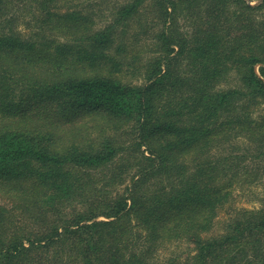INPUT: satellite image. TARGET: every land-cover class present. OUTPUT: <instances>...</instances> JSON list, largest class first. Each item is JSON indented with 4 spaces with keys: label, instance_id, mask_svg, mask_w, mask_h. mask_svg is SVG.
<instances>
[{
    "label": "trees",
    "instance_id": "1",
    "mask_svg": "<svg viewBox=\"0 0 264 264\" xmlns=\"http://www.w3.org/2000/svg\"><path fill=\"white\" fill-rule=\"evenodd\" d=\"M0 264H264V0H0Z\"/></svg>",
    "mask_w": 264,
    "mask_h": 264
},
{
    "label": "rangeland",
    "instance_id": "2",
    "mask_svg": "<svg viewBox=\"0 0 264 264\" xmlns=\"http://www.w3.org/2000/svg\"><path fill=\"white\" fill-rule=\"evenodd\" d=\"M93 7L97 10L99 14V18L103 20L105 18V15H107L108 12H110L111 4L108 3L107 1H101V2L98 1L96 5H94ZM100 14L102 15V17H100ZM239 202H240L239 203L240 205H243L246 207H253L259 204L258 202L256 204L253 202H249L248 199L246 198L245 199L241 198ZM226 216L227 214H225V212H221L220 217L217 220L212 232L209 233L210 235L218 234L219 232L223 231L224 225H225V219L227 218Z\"/></svg>",
    "mask_w": 264,
    "mask_h": 264
}]
</instances>
